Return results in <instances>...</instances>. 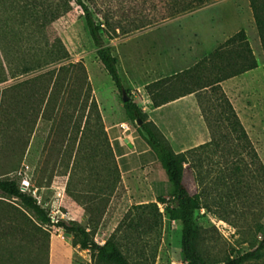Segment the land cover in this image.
<instances>
[{
    "label": "rangeland",
    "instance_id": "1",
    "mask_svg": "<svg viewBox=\"0 0 264 264\" xmlns=\"http://www.w3.org/2000/svg\"><path fill=\"white\" fill-rule=\"evenodd\" d=\"M218 1L175 18L174 21L180 22L174 30L175 35L179 29L191 28L192 21L209 36L213 49H218L224 44L223 35L233 33L238 27L245 30L258 62V72L247 85L261 87L264 97V48L250 1L233 0L241 15L240 22L231 5L218 7ZM85 2L102 24L106 43L107 39L114 40L113 32L119 27L117 19L105 16L101 3L115 5L123 12L137 6L136 10L151 16L155 14L156 4L154 0ZM160 28L163 24L127 38L121 35V45L114 47L113 53L120 61L119 72L124 86L128 87L132 79L136 83L142 80L137 79L135 67L139 71L153 68L154 63L149 59L155 56L161 41L157 31ZM53 30L69 51L67 62H82L87 69L107 141L104 136L95 137L91 133L94 129L89 131L86 119L81 121L78 113L71 120L72 110L65 112L63 129L59 122L53 123L43 117L44 110L37 121L31 123L29 105L18 110L21 119L11 121L6 113L8 110L11 114L15 109L13 104L3 103L5 86H0V180L22 182L25 190L37 198L51 218L61 219L63 214L68 216L66 222H72L68 218H73L91 232L92 239L99 244L116 235V244L130 264H186L182 255V223L172 213L177 203L166 163L158 157L154 164L145 162L152 156L156 158L154 151L138 154L133 157L136 160L131 162V168L143 166L144 172L147 168L148 173L124 177V167L113 149L109 123L113 122L112 128L120 126L122 129L125 125L131 128L122 134L123 139L144 137L140 126L127 116L121 94L98 59L81 9L73 4L72 9L53 24ZM132 94L147 114L146 122L157 127L166 145L175 153L187 154L185 182L192 193L201 195L203 204L197 212L198 252L207 262L222 264L232 256L254 250L264 234V135L257 140L260 142L258 150L257 142L239 126L234 116L236 111L221 86L194 92L199 113L194 117L192 112H186L184 116L189 119H180L177 123L167 121L163 111L160 112L162 116L153 109L145 111L141 95L138 92ZM258 129L262 131L264 126ZM202 132L206 134V141L199 145V133ZM55 141L61 143L60 151L55 150L58 147ZM124 147L130 150L129 145ZM137 150L141 151L140 148ZM115 181L117 187L111 194L107 185ZM0 232H18L15 238H8L10 244L6 245L23 262L39 264L40 256V264L49 263L54 237L69 248L65 252L70 257L75 253V264H95L90 251L85 259V253L80 255L73 249L78 239L66 237L53 225L42 224L19 199L1 193ZM19 232L27 233L23 237ZM0 264L8 263L0 259ZM245 264H264V254L261 259Z\"/></svg>",
    "mask_w": 264,
    "mask_h": 264
},
{
    "label": "trees",
    "instance_id": "2",
    "mask_svg": "<svg viewBox=\"0 0 264 264\" xmlns=\"http://www.w3.org/2000/svg\"><path fill=\"white\" fill-rule=\"evenodd\" d=\"M154 1L155 14L152 16L136 10L137 6L129 7L128 11L123 12L115 5H101L107 18L117 19L121 35L127 38L190 14L216 0ZM249 1L264 48V0ZM73 4L83 12L89 35L97 49L98 59L112 78L122 99L123 92H127L129 100L124 103L127 116L136 124L138 121L143 122L139 128L142 136L157 157L166 163L167 173L174 187L173 197L177 203L172 213L182 223V255L186 264H212L197 250V212L202 209L203 204L201 195L192 193L185 182L187 154L172 151L163 141L157 127L146 122L148 116L135 102L132 92L125 88L119 72V60L111 46L106 43L102 24L96 20L94 12L85 0H0V86H5L2 92L5 95L3 103L13 104L12 108L15 109L11 114H8L7 110L6 117L10 116L11 121L17 122L18 118H22L18 110L29 105L31 123H35L44 110L43 117L46 116L45 118L53 123L59 122L63 129L67 116L65 112L72 110L71 120L74 114L78 113L81 121L86 119L87 129H94L91 133L95 137L104 136L107 141L103 117L93 96L87 69L82 62H67L69 51L53 30V24L66 15ZM256 68L258 62L255 53L246 31L241 30L194 67L153 82L147 85L145 90L154 106L160 107L194 92L220 87L222 82ZM194 86L198 88L195 89ZM234 116L242 128L237 114ZM55 144L58 146L55 150L60 151L61 143L55 141ZM109 149L111 150V147ZM116 183L115 181L112 185H107L109 193L115 191ZM0 193L19 199L42 224L53 225L61 229L66 237L73 236L78 239L76 244L80 245L81 250L91 252L95 264H130L116 244V235L104 244H99L92 239L91 232L74 221L54 223L37 198L25 190L22 182L14 179L0 180ZM17 233L0 232V249H3L0 251V259L8 264H29L26 260H19L6 245L8 238H15ZM19 233L24 237L27 232ZM263 254L264 234L254 250L232 256L222 264H245L261 259Z\"/></svg>",
    "mask_w": 264,
    "mask_h": 264
},
{
    "label": "crops",
    "instance_id": "3",
    "mask_svg": "<svg viewBox=\"0 0 264 264\" xmlns=\"http://www.w3.org/2000/svg\"><path fill=\"white\" fill-rule=\"evenodd\" d=\"M230 5L232 7H230L231 10L234 11L235 18L240 22L241 15L233 0L218 1V7H226ZM186 21L187 20H185L184 22ZM220 21L224 25L222 15H220ZM190 22L192 25L191 28H189L188 26L185 29H179L178 31H176V35L174 30H176V27L179 25V21L171 20L163 24V28L157 30L161 34V41L156 48V54L154 57H150L149 59V61H152V63H154L153 68L142 69L141 72L138 70V67H135L134 73L138 76L137 79L142 80L136 83L132 79L130 85L128 87L125 86L126 89L131 90V92H138L141 95L140 100L145 111L151 112L153 109V111H158L159 116H162L160 112L163 111V113L167 117V121L172 120L174 123L179 122L180 119H189L188 117L184 116L186 112H192L194 117L195 114L197 115L199 113L200 106L198 105L196 94L182 97L171 103L155 108L153 102L151 101L149 95L145 90V87L153 82L167 77H172L194 67L199 61L216 50L213 49L212 41L209 36L202 33L201 30L198 29L197 26H195L194 22ZM239 31H241L240 27L233 31V33L231 32L227 35H223V43H225ZM121 37L122 36L120 31L114 30V40L107 39V44L111 46L112 50L114 47L121 45L119 40L121 39ZM174 38L176 39L174 40ZM257 72L258 68L221 83V87L231 101L241 124L245 128L250 139L256 142L258 138H263L264 135V129H262V131L258 129L264 126L263 90H260L261 87L258 88L257 86L247 85V81L253 80ZM175 111L178 113H176ZM171 113L175 115H172ZM109 124L112 129V135L110 136L112 138L113 149L120 165L124 167V177L128 178L135 174L148 173L149 170L147 168L144 172L143 166L134 169L131 168V162H134L136 160L135 158H133L135 155H142L146 152L153 153V150L147 144L144 138L137 137L134 139H122L123 131L121 127L119 126L117 128H112L113 122H110ZM126 139L132 145L129 146L130 150L124 147L125 144L129 145V143L126 142ZM199 141V145L205 143L206 134L204 132L199 133ZM141 143H144V145L146 144V146L141 145ZM259 144L260 142H257L258 150ZM137 148H140L141 151L138 152ZM157 160V156L156 158L152 156L145 162L154 164ZM171 188H173V185H171ZM61 233L63 234V232ZM68 249L69 248H66L64 244H62V242L55 240V238L53 237L51 239V248L49 252V264H75V253L73 254V257H70V255L65 252ZM73 249L80 255H83V253H85V259H88V256L86 254L88 253V251L81 250L80 245H76L75 247H73Z\"/></svg>",
    "mask_w": 264,
    "mask_h": 264
},
{
    "label": "built area",
    "instance_id": "4",
    "mask_svg": "<svg viewBox=\"0 0 264 264\" xmlns=\"http://www.w3.org/2000/svg\"><path fill=\"white\" fill-rule=\"evenodd\" d=\"M122 129H123V134H126V133H128L129 131H131V128H129V126L128 125H125V126H123L122 127ZM123 139V138H122ZM65 217H68V216H66V215H62L61 216V219H54V218H52L53 219V222L54 223H58L59 221H66L65 219ZM68 219H71L72 221H75L73 218H68Z\"/></svg>",
    "mask_w": 264,
    "mask_h": 264
},
{
    "label": "water",
    "instance_id": "5",
    "mask_svg": "<svg viewBox=\"0 0 264 264\" xmlns=\"http://www.w3.org/2000/svg\"><path fill=\"white\" fill-rule=\"evenodd\" d=\"M123 102L125 103V102H127L128 100H129V97H128V95H127V92H123ZM137 124L139 125V126H142V124H143V122L142 121H138L137 122ZM126 142L127 143H129V141L126 139ZM129 146H132L130 143H129Z\"/></svg>",
    "mask_w": 264,
    "mask_h": 264
}]
</instances>
